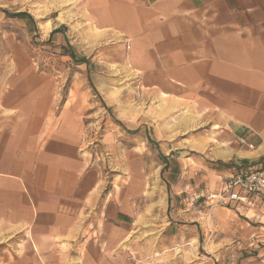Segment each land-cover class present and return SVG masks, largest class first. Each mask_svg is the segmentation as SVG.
I'll return each instance as SVG.
<instances>
[{"label":"crops","instance_id":"obj_1","mask_svg":"<svg viewBox=\"0 0 264 264\" xmlns=\"http://www.w3.org/2000/svg\"><path fill=\"white\" fill-rule=\"evenodd\" d=\"M60 1L75 13L43 39L85 70L109 108L134 91L139 105L117 116L156 142L161 194L184 217L164 233L196 241L193 195L218 191L234 166L264 163V0ZM17 39L0 58V264H154L151 251L125 249L134 195L114 184L105 194L81 95L58 107L52 79ZM213 214L264 241V201Z\"/></svg>","mask_w":264,"mask_h":264},{"label":"rangeland","instance_id":"obj_2","mask_svg":"<svg viewBox=\"0 0 264 264\" xmlns=\"http://www.w3.org/2000/svg\"><path fill=\"white\" fill-rule=\"evenodd\" d=\"M70 8L74 15L76 5L60 0H0V58L2 44L16 41V37L27 40L30 57L38 59L42 63L40 69L44 68L52 79L46 91L52 92L58 107L70 93L74 97L81 95V106L91 114L90 147L96 166L106 179L105 194L111 192L114 184L121 188L124 185L125 191L134 195L130 197L135 208V230L125 243L126 251L136 246L142 258L151 251L154 264H264V241H257L254 234L246 235L243 228L238 227L234 233L227 225V218L213 214L221 206L205 198L193 195L189 200L193 207L202 203L196 212L198 217L194 216L192 222L199 234L196 241L178 243L175 232L164 233L165 227L184 224V217L180 203L176 205L175 201L167 210L166 198L161 194L165 166L163 154L154 145L156 142L148 130L128 125L117 116L130 115L139 105L133 99L134 91L128 90L122 100L109 108L92 87L94 81L85 70L77 67L67 53L53 51L47 45L50 41L43 39L54 24L69 21ZM18 12L29 13L32 19L25 18L26 25L15 24L17 17L13 14ZM145 107L143 101L140 108Z\"/></svg>","mask_w":264,"mask_h":264},{"label":"built area","instance_id":"obj_3","mask_svg":"<svg viewBox=\"0 0 264 264\" xmlns=\"http://www.w3.org/2000/svg\"><path fill=\"white\" fill-rule=\"evenodd\" d=\"M196 198H205L214 205L231 207L238 204L255 206L264 201V163L258 168L232 167L231 173L216 192L200 190Z\"/></svg>","mask_w":264,"mask_h":264},{"label":"trees","instance_id":"obj_4","mask_svg":"<svg viewBox=\"0 0 264 264\" xmlns=\"http://www.w3.org/2000/svg\"><path fill=\"white\" fill-rule=\"evenodd\" d=\"M13 16L17 17V18H30V19H32V16L26 12H18V13L13 14Z\"/></svg>","mask_w":264,"mask_h":264}]
</instances>
